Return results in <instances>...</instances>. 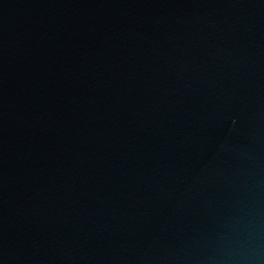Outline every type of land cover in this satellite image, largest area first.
I'll list each match as a JSON object with an SVG mask.
<instances>
[{"label": "water", "instance_id": "95a60500", "mask_svg": "<svg viewBox=\"0 0 264 264\" xmlns=\"http://www.w3.org/2000/svg\"><path fill=\"white\" fill-rule=\"evenodd\" d=\"M0 264H264V0H0Z\"/></svg>", "mask_w": 264, "mask_h": 264}]
</instances>
